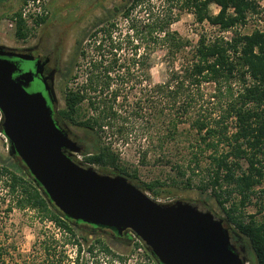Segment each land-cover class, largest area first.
<instances>
[{
    "label": "trees",
    "instance_id": "trees-1",
    "mask_svg": "<svg viewBox=\"0 0 264 264\" xmlns=\"http://www.w3.org/2000/svg\"><path fill=\"white\" fill-rule=\"evenodd\" d=\"M81 3L84 11L89 5L100 4L99 0H82ZM157 6L155 9L154 4L144 5L143 0H128L123 5L105 10L100 18L90 24L86 36L89 38L88 48H84L81 42L77 43L65 83L71 79L79 57L86 59L80 72L82 78L74 82V87L64 90V106L58 116L81 129L89 138L87 143L79 142L82 147L80 155L86 167L111 168L114 171L112 175L126 177L154 199L169 198L180 184L174 180L141 182L136 170L129 174L120 167L118 153L104 142V138L109 134L125 137L127 125L130 128L135 126L130 123L131 119L143 118L142 98L145 97L147 103L150 102V118L145 130L159 124L164 128V133H158L157 142L151 147L154 153L164 154L165 147L177 146L179 127L188 125L191 133H187L186 149L190 150L195 164L198 166V145L202 147L201 150L212 153L213 169L209 181L200 188L202 192L209 186L214 189V195L216 187L223 194L236 192L238 205L244 207L256 194L254 189L258 188L257 213L263 215L259 220H255L254 216L243 219L240 213L237 214L236 204L226 209L224 205L228 198L220 200V194L214 197L224 215V219H221L223 223L245 239L250 247L251 256L245 254V261L264 264V33L253 30L249 34H240L234 31L229 39L217 37L213 40L201 35L195 45L190 46L188 41L170 29L175 22L172 9L178 7L179 10L189 11L197 24L207 23L221 32H230L243 26L249 14L257 12L258 0H161ZM211 6L218 8L215 15L210 13ZM137 8L138 12L146 14L143 24L132 18V12ZM76 11L63 24L81 20L83 13L78 15ZM13 16L18 17L16 35L25 38L28 29L19 19V12ZM118 19L128 23L131 34L115 37ZM38 21L45 24L46 18ZM138 40L140 44H132ZM142 41L148 43L147 52H140ZM126 45L129 46L130 56L124 53L128 51ZM160 49L171 61L181 59L183 63L180 68L169 72L164 83L145 88L142 85L147 81L145 70L149 68L148 56ZM232 81L239 85V89L233 93L230 87ZM202 84H214L219 93L221 86L226 90L224 110L217 119L198 117V90ZM134 87H140V96L143 92L146 95L127 104L128 94ZM224 95L220 94L221 98ZM82 106H86V109ZM225 119H232L231 127L224 123ZM220 145L225 146L221 151ZM1 179L12 198V204L7 206L8 212L12 211L13 206L18 210L37 212L43 216V220L52 223L61 236L68 237L69 242L73 241L76 258L71 264H83L80 255L84 249L90 256L98 252L111 261L121 260L120 254L105 239L104 232L110 229L74 221L58 212L18 158L9 156L6 160H0V182ZM223 184L233 187L222 191ZM181 185L189 188L191 179L186 178ZM114 234L115 239L128 238L132 241L131 233L127 237ZM136 242L135 249H142L148 259L158 264L144 245ZM49 251V246L43 248L45 255ZM6 261L0 248V264ZM49 264H62V261L52 260Z\"/></svg>",
    "mask_w": 264,
    "mask_h": 264
},
{
    "label": "rangeland",
    "instance_id": "rangeland-1",
    "mask_svg": "<svg viewBox=\"0 0 264 264\" xmlns=\"http://www.w3.org/2000/svg\"><path fill=\"white\" fill-rule=\"evenodd\" d=\"M128 0H99L100 4L96 6L89 5L84 11L82 7V0H44L42 4L43 17L46 18V23L51 22L53 18L52 29L54 32L57 30H64V42L66 47L74 45L76 48L77 43L81 42L84 48H88L89 38L87 34L89 32L90 24L100 18L107 9H112L114 6H120ZM144 5L148 4L156 9L161 0H143ZM26 2V1H25ZM25 3L23 0H0V46L9 48H19L26 42H30L36 34L41 32L43 26L46 24L37 21L35 26H26L27 36L25 38H19L15 31L16 25H12V20L15 17L14 13L22 11ZM162 6V4H161ZM154 9V10H155ZM77 10V11H76ZM76 11L78 15L82 13V19L74 21L68 24H63L64 20ZM218 12L216 6L210 7V13L215 15ZM172 13L175 17V22L171 25L170 29L176 33L180 38L190 43V46H194L198 37L204 35L207 40H213L217 37L230 38L234 31L240 34H249L253 30H258L264 33V0H258V10L256 13L249 14L247 20L243 26H238L236 29L230 32H221L217 27L208 25L207 23L197 24L193 15L189 11L179 10L178 7L172 9ZM132 18L137 21L146 22V14L139 11L138 8L132 12ZM118 30L114 34L115 37H119L125 34H131L128 29V23L122 19H118ZM143 24V22H142ZM60 28V29H59ZM129 32V33H128ZM56 34V33H54ZM135 39V38H134ZM139 43L140 41H134L132 44ZM127 49L129 48L126 45ZM73 48V49H74ZM148 43L142 41L140 45V52H147ZM74 51V50H73ZM72 51V56H73ZM130 56V50L124 51ZM76 65L73 69L71 79L61 86L62 81H58L55 86V95L57 98V108L60 110L64 106L63 92L65 89L74 87V82L81 80V70L86 64V59L79 57L76 61ZM183 63L181 59L170 60L165 56V52L160 49L155 53L148 56L149 68L145 70L147 75V81L142 86L148 88V85L153 86L164 83L169 72L173 69L180 68ZM79 74V75H78ZM77 80H73L77 77ZM232 93L239 89V85L236 81L230 83ZM140 87H134L128 94L127 104L134 102L138 98ZM219 93L214 84H202L198 90V117H206L217 119L218 115H221L224 110L226 101V90L221 86ZM136 94V95H135ZM220 94H225L220 96ZM143 92L140 97L145 96ZM121 100V98H119ZM145 100V101H144ZM143 115L142 119L132 118L130 123L135 125L130 128L127 125V133L125 137L106 135L104 142L108 143L119 156V165L122 168L132 174L134 170L137 171L138 178L141 182L149 183L154 180L167 181L171 180L179 183L178 189H174L172 195L169 198L154 199L149 193L147 196L160 203H172L175 201H186L198 206L200 210H210L213 215L218 219H224V215L220 210L219 205L215 200V195L220 194L224 198H228V202L224 205L227 209L230 205L236 204L238 207L237 214H241L243 219H247L248 216H254L255 220H259L263 215L257 213L259 206V194L258 188L254 189L255 195L250 197V201L245 204L244 207L238 205L239 197L236 192L223 194L219 192V188L216 187L215 195L212 187H207L206 191L202 192L201 187L209 181L210 173L213 169L212 160L210 159L212 153L210 151L201 150L202 147L198 145V166L191 158L190 150L187 148L188 134L191 132L188 130L189 126L183 124L179 127V140L178 145L165 147L164 154L154 153L151 149L155 145L156 136L164 133V128L159 124L158 127L145 130V125L149 121V108L150 102L147 103L146 97L143 99ZM86 109V106H82ZM129 110V109H128ZM86 114V113H85ZM1 121V114H0ZM224 123L232 126V119H225ZM67 129L72 137L77 141L85 142L89 141L87 135L81 131V129L64 121ZM160 133V134H158ZM188 133V134H187ZM81 145V144H80ZM169 148V149H168ZM171 148V150H170ZM225 146L220 145L219 151L224 149ZM8 155V141L0 130V160H6ZM73 161L86 167L83 162V158L80 154H76L73 157ZM100 173L112 175L114 172L111 168L104 170L103 168L92 166ZM194 170V173H192ZM182 173L183 176L180 174ZM186 178L191 179V186L185 188L184 183ZM4 180L0 182V248L5 255V264H49L50 262L62 261V264H71L76 258V247L73 245V241L64 235L61 236L60 232L53 227L52 223L43 220V216L37 212L31 210H18L13 206L12 211L8 212V204H12V198L9 197L3 186ZM233 186H227L223 184L222 191L230 190ZM229 196V197H228ZM226 226V225H225ZM105 239L112 246L115 252L120 254L121 260L106 259L100 253H95L93 256L86 253V250H82L81 262L83 264H154L148 259L142 249H135L134 244L137 243L134 238L132 241L123 239L109 238L111 236L109 231L104 232ZM242 244L246 251V256H251V250L247 241L242 239ZM49 246L50 251L45 255L43 248ZM7 256V257H6Z\"/></svg>",
    "mask_w": 264,
    "mask_h": 264
},
{
    "label": "water",
    "instance_id": "water-1",
    "mask_svg": "<svg viewBox=\"0 0 264 264\" xmlns=\"http://www.w3.org/2000/svg\"><path fill=\"white\" fill-rule=\"evenodd\" d=\"M7 55L32 60L20 53ZM37 73H19L17 62L0 58V130L8 155L20 160L58 212L111 229L118 237L133 234L158 264L245 262L244 250L239 253L231 244L233 237H241L210 211L181 200L157 202L124 176L74 162L71 156L80 147L53 120L43 94L27 90ZM45 91L49 98L54 95L51 88Z\"/></svg>",
    "mask_w": 264,
    "mask_h": 264
},
{
    "label": "flooded vegetation",
    "instance_id": "flooded-vegetation-1",
    "mask_svg": "<svg viewBox=\"0 0 264 264\" xmlns=\"http://www.w3.org/2000/svg\"><path fill=\"white\" fill-rule=\"evenodd\" d=\"M52 23L53 20L46 23L43 26L41 32L36 34V36L30 42H26L19 48L0 46L2 47V52L4 53L3 55H0V58L7 59L11 62H17L19 73H25L28 71L32 73H35L36 71L38 72L37 76L30 83L27 90L29 92H41L43 94L46 99L47 106L51 109L53 120L60 128L64 129L70 139L75 141L79 146V141L71 136L69 130L64 124V121L61 120V118L58 116V112L61 109L59 110L57 108L58 102L55 95V86L58 81L63 82L61 86H64L66 82V73L69 68L70 62H72V51L74 50L73 48L75 44L71 45L70 47H66L63 35L64 30H61L57 34H54ZM39 25L40 27L42 26L41 23ZM13 52L26 55L27 57L32 58V60L21 61L17 60L13 56L7 55L8 53ZM45 87L51 88V90H53L54 95H51V98L47 97ZM79 147L82 152V147ZM81 152L79 154H81ZM75 155L76 154H72V160ZM107 231L110 232L111 238H116L114 232L111 229ZM121 236L127 237L129 236V232H127L126 234H122ZM231 244L235 251L240 253V251L243 249V255L246 254L241 239L233 237L231 240Z\"/></svg>",
    "mask_w": 264,
    "mask_h": 264
},
{
    "label": "built area",
    "instance_id": "built-area-1",
    "mask_svg": "<svg viewBox=\"0 0 264 264\" xmlns=\"http://www.w3.org/2000/svg\"><path fill=\"white\" fill-rule=\"evenodd\" d=\"M44 3V0H27L25 2V5L20 12L19 19L25 24V26L33 25L35 26V23L43 17V11H42V4ZM17 18H14L12 20V25L15 26L17 22ZM132 238H134L135 241H139L138 238H136L133 234ZM140 242V241H139ZM243 264H250L248 261H245Z\"/></svg>",
    "mask_w": 264,
    "mask_h": 264
}]
</instances>
